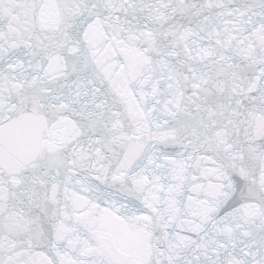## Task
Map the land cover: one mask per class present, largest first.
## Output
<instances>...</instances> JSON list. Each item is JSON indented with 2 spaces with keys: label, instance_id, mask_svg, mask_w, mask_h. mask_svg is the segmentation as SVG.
I'll list each match as a JSON object with an SVG mask.
<instances>
[{
  "label": "snow or ice",
  "instance_id": "6c2138e0",
  "mask_svg": "<svg viewBox=\"0 0 264 264\" xmlns=\"http://www.w3.org/2000/svg\"><path fill=\"white\" fill-rule=\"evenodd\" d=\"M0 264H264V0H0Z\"/></svg>",
  "mask_w": 264,
  "mask_h": 264
}]
</instances>
